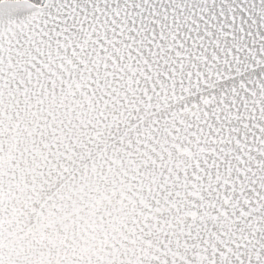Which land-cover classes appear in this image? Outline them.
I'll return each mask as SVG.
<instances>
[{
	"label": "snow or ice",
	"instance_id": "6c2138e0",
	"mask_svg": "<svg viewBox=\"0 0 264 264\" xmlns=\"http://www.w3.org/2000/svg\"><path fill=\"white\" fill-rule=\"evenodd\" d=\"M0 264H264V0H0Z\"/></svg>",
	"mask_w": 264,
	"mask_h": 264
}]
</instances>
